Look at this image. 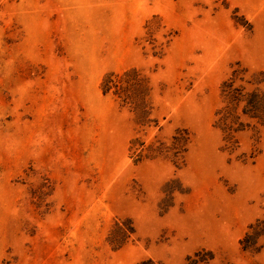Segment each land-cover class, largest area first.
Returning a JSON list of instances; mask_svg holds the SVG:
<instances>
[{
	"label": "rangeland",
	"instance_id": "obj_1",
	"mask_svg": "<svg viewBox=\"0 0 264 264\" xmlns=\"http://www.w3.org/2000/svg\"><path fill=\"white\" fill-rule=\"evenodd\" d=\"M238 67L264 74V0H0V264H264Z\"/></svg>",
	"mask_w": 264,
	"mask_h": 264
},
{
	"label": "trees",
	"instance_id": "obj_2",
	"mask_svg": "<svg viewBox=\"0 0 264 264\" xmlns=\"http://www.w3.org/2000/svg\"><path fill=\"white\" fill-rule=\"evenodd\" d=\"M224 107L219 111V125L232 138L233 132L244 126L242 116H247L264 125V74L253 71L248 74L246 68H235L230 76L225 79L221 87ZM237 124V126H236ZM259 223L250 225L252 233H246L242 242L244 247H252L264 234V226ZM214 254L210 250L200 249L188 255L183 264H212Z\"/></svg>",
	"mask_w": 264,
	"mask_h": 264
}]
</instances>
